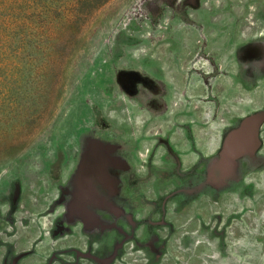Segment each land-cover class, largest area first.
Here are the masks:
<instances>
[{
  "label": "rangeland",
  "instance_id": "rangeland-1",
  "mask_svg": "<svg viewBox=\"0 0 264 264\" xmlns=\"http://www.w3.org/2000/svg\"><path fill=\"white\" fill-rule=\"evenodd\" d=\"M76 30L51 101L0 116V264H264V0Z\"/></svg>",
  "mask_w": 264,
  "mask_h": 264
},
{
  "label": "trees",
  "instance_id": "trees-1",
  "mask_svg": "<svg viewBox=\"0 0 264 264\" xmlns=\"http://www.w3.org/2000/svg\"><path fill=\"white\" fill-rule=\"evenodd\" d=\"M105 1L0 0V116L16 114L10 126L25 128L22 117L28 107L23 99L51 101L58 80L56 59L60 55L65 60L71 31L78 24L81 32ZM38 119L34 115L32 123ZM4 126L0 120V128Z\"/></svg>",
  "mask_w": 264,
  "mask_h": 264
}]
</instances>
